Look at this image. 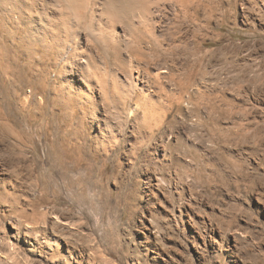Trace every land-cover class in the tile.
Segmentation results:
<instances>
[{
    "label": "clouds",
    "instance_id": "obj_1",
    "mask_svg": "<svg viewBox=\"0 0 264 264\" xmlns=\"http://www.w3.org/2000/svg\"><path fill=\"white\" fill-rule=\"evenodd\" d=\"M258 190L264 0H0V264H264Z\"/></svg>",
    "mask_w": 264,
    "mask_h": 264
},
{
    "label": "rangeland",
    "instance_id": "obj_2",
    "mask_svg": "<svg viewBox=\"0 0 264 264\" xmlns=\"http://www.w3.org/2000/svg\"><path fill=\"white\" fill-rule=\"evenodd\" d=\"M262 193H264V190H258L256 192H253L250 196V203L252 205L250 210L253 212H257L258 214H264V205H261ZM262 218H264V215H262ZM189 231L190 232L192 231L190 227H189ZM4 255L7 256L8 253H4ZM177 259H179L178 255H177ZM25 264H30V262L27 259H25Z\"/></svg>",
    "mask_w": 264,
    "mask_h": 264
}]
</instances>
